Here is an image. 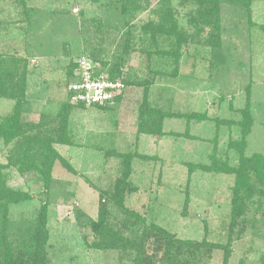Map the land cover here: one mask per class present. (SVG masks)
<instances>
[{"label":"rangeland","instance_id":"obj_1","mask_svg":"<svg viewBox=\"0 0 264 264\" xmlns=\"http://www.w3.org/2000/svg\"><path fill=\"white\" fill-rule=\"evenodd\" d=\"M115 1L0 0V63L28 60L19 121L66 162L55 159L44 172L4 169L6 184L29 197L9 205L8 230L32 229L46 207V264H264V203L243 206V223L228 235L238 195L229 169L242 156L264 154V0H141L119 32ZM157 4L179 22L174 35L171 28L149 31ZM212 4L217 22L208 24L198 13ZM63 7L69 12H53ZM126 31L127 56L119 52ZM120 56V76L137 85L110 79ZM83 74L115 83L102 107L74 98L69 85ZM10 88L0 86V121L14 110L17 97L8 95L18 93ZM158 108L178 115L160 119ZM245 111L251 125L240 141ZM11 148L0 137V163ZM249 184L260 188L252 176ZM119 194L121 207L107 199ZM151 224L171 241L148 233ZM144 232V250L157 251L139 263L142 248L120 235Z\"/></svg>","mask_w":264,"mask_h":264},{"label":"trees","instance_id":"obj_2","mask_svg":"<svg viewBox=\"0 0 264 264\" xmlns=\"http://www.w3.org/2000/svg\"><path fill=\"white\" fill-rule=\"evenodd\" d=\"M15 1H18L22 6H26L25 0ZM140 1L141 0H116L114 2V4L112 5V11L117 15L123 17L124 22L121 23L119 28H114L115 30L119 32V30H121V28L128 23L127 20L129 19V17H133V15L141 9ZM211 8L213 10L208 13L209 9ZM63 9V11L53 10V12L59 14L69 12L67 7H63ZM207 10V12H199L198 17L200 19H206V22L208 24H211L210 21L212 19L217 22V17L216 15H214L216 14L217 5H210ZM152 11L156 14L157 19L155 20V23H153L155 25L151 23V20L147 21V26L149 25V31H153L150 29V27L171 28V30H169V33L170 35H174L177 31L179 22L177 21L176 17L171 14V10L167 9L166 11H163V5L157 4L155 7H153ZM26 14V20H29V12L27 11ZM209 17L211 18L210 20ZM29 22L31 23V20ZM101 25L103 24L101 23ZM108 26L109 25H107L106 27ZM262 28H264V26H262ZM100 29L102 28L96 27L95 33ZM122 35L124 36L121 38L119 52L124 55L126 54L127 56L128 51L130 50V43L128 40L129 36L127 34V31L126 33H122ZM177 40L180 43L179 36L176 37V41ZM96 50L107 51V48L105 46L103 47L102 45H98V47H96ZM170 55L174 56L175 62L180 56L178 49L170 50ZM27 61L28 60L26 57L23 58L15 56L11 58L8 63H6L8 64V66L6 67H4V64L0 63V86H2L4 82L11 83V88L8 89V91H16V93H18V95H8V97L11 98L17 97L14 110L10 114H8L5 119L0 121V137L2 138L3 144L12 146V148L8 150V154L6 155V164L0 163V264H46L48 260L47 253L45 251V243L47 236L45 212L46 207L42 208L41 212H39V215L33 218L32 229L23 230L22 228H18V226H16V229L8 230V228L12 229L6 219V215L8 214L9 210V205L13 203H18L29 197L28 194L22 192L21 190L14 189L6 184L8 174L6 172H3L4 169H14L17 172H22L23 169L29 170V168H37L38 171H40L41 169V171L43 170L42 172H44V170L48 171L49 164L52 165L51 161L55 159H58L61 163L66 165L65 159L61 157V155L56 152V150H54L53 148L46 147V145L44 146V139L42 137L40 138L36 134L28 133V129L30 127H28L26 123L19 121V115L23 106L22 98L23 96H25L24 92L26 87L25 77L27 74ZM102 61L103 60H101V62ZM102 63L105 64L104 62ZM123 63L124 59L120 56L117 65L112 66V68L109 70L111 76L110 79L120 78V81H123V83L126 85H137L138 82L133 81L132 79L126 80L120 76L121 66ZM70 66L72 65L68 64V68ZM115 76L117 78H114ZM114 98L118 104L121 103V92ZM95 105L98 107L101 106L98 104ZM147 105V103L141 101L140 109L142 113H144L145 110L149 108L147 107ZM156 112L159 113L160 119L164 116L171 117L174 115H178L176 113L171 112L170 110H164L163 108H158ZM244 121L245 124L241 133L240 141L245 139V136H247L250 131L251 120L247 111L243 112V122ZM243 122L240 123L242 124ZM127 156L130 158V155ZM229 170L231 173L235 174L234 185L238 192V195H236V197L234 198L233 205V211L235 212V216L234 218H232L228 226V235L230 236L233 228L243 223V218L241 216L244 213V209H242L243 206L253 207L254 205L255 208H257L264 203V154L257 153L253 154L251 157L242 156L239 163L236 166L231 167ZM251 176L256 180L258 179L260 181V188H254L252 185L249 184V179ZM120 195L121 194L116 197L110 196V198L109 195H107V199L111 200L112 204H116L117 206L121 207ZM113 201L115 203H113ZM75 219L77 220L80 227H84V224H82V215L79 211L76 212ZM99 220L102 223L112 224L107 218L103 219L102 217H100ZM148 228L150 229V231L147 230V232L151 233V235H153L154 237H156L155 235L158 234L159 238L166 236L168 240L171 241L170 234L158 225L151 224ZM100 231V229L96 228L95 232ZM120 238L123 240V243H128L130 247L133 246L135 248H142L141 250L138 249L139 251L135 253L138 259L137 261L139 263L142 260H145L146 263L150 262V257H155L157 248H154L152 251L144 250L147 248L144 244L146 243V241H148V239H150V236L145 232L140 234H134L130 237H123L122 235H120ZM152 244L156 247L160 246V242L156 240ZM186 244L190 246L193 244V242L186 241ZM171 246H173V244ZM167 264L172 263L168 261Z\"/></svg>","mask_w":264,"mask_h":264},{"label":"built area","instance_id":"obj_3","mask_svg":"<svg viewBox=\"0 0 264 264\" xmlns=\"http://www.w3.org/2000/svg\"><path fill=\"white\" fill-rule=\"evenodd\" d=\"M80 67H82V65ZM84 69L88 70L89 67H85ZM83 75L84 79L82 81L78 79L69 85V89L74 94V98H78L86 104L94 103L101 105L106 103L112 96L115 83L104 81L102 76L93 79L89 77V75ZM116 85H118V83H116Z\"/></svg>","mask_w":264,"mask_h":264}]
</instances>
